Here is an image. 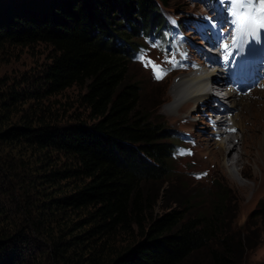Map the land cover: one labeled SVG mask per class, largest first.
Listing matches in <instances>:
<instances>
[{"label": "trees", "instance_id": "trees-1", "mask_svg": "<svg viewBox=\"0 0 264 264\" xmlns=\"http://www.w3.org/2000/svg\"><path fill=\"white\" fill-rule=\"evenodd\" d=\"M168 1L0 0V67L45 53L0 76V264L37 248L31 264H184L202 250L237 264L242 251L214 239L223 195L191 212L165 126L127 77L130 39L161 29Z\"/></svg>", "mask_w": 264, "mask_h": 264}, {"label": "rangeland", "instance_id": "rangeland-1", "mask_svg": "<svg viewBox=\"0 0 264 264\" xmlns=\"http://www.w3.org/2000/svg\"><path fill=\"white\" fill-rule=\"evenodd\" d=\"M199 4H201L199 0H169L164 12L166 15L175 14L179 18L184 16L192 17V15H188L187 12H190L194 7L199 8ZM217 21L223 24L221 19ZM241 28L246 29V24H237V34L241 35V41H243L245 37L240 32ZM185 34L187 37L192 36L189 31L185 32ZM261 37H263V33H261ZM251 38L254 44L260 42L259 37L253 38L252 35L246 37L247 41ZM130 42H137L138 45L141 48L144 47L145 51L149 52L150 55L156 52L155 49L149 48L145 44L144 39L140 35L139 38L135 37L130 39ZM197 44L201 45V42ZM44 54L39 58L38 54L36 57L23 55L19 62L1 65L0 76L5 73L14 75V73H18V71H30L37 64L42 62ZM164 56L172 60L171 54L165 52ZM145 60L147 61V57H145ZM148 68L149 67L146 68L140 61H132V64L127 70V77L135 87L139 88V97L147 105L148 110L160 121L161 126H165V136L168 138L164 139V142L174 143V140L171 138V133L173 131L190 132L199 138V144L195 150L194 157L180 159L178 161L170 160V169L174 177L169 178V180L173 185L182 189L185 195L194 199V207L191 211L194 213H212L213 200L216 199L218 201L223 195L224 204H222L221 207L223 225L218 226L215 230L216 234H214V239L220 240L222 238H227L236 249L238 248L237 250L242 251L237 258V264H264V180L262 179L260 181L261 172L259 167L256 166V163H254V159L258 157L254 155L246 159L245 156L242 155V162L237 169L242 168V164L246 159L248 164L245 176H241L234 168L227 169L221 163H218L215 156V153L218 151L217 143H214L201 134L202 130L206 129L204 120L200 118L204 107L200 106L199 112H193L191 115V110H194L193 106L188 110L186 106H184L186 101L173 104L172 89L174 85L178 84L182 79H187L188 75H174L166 80H162L161 83H155L151 80L148 71H146ZM73 91L74 90H69L66 95L75 103L76 95L74 94L75 91ZM263 100L264 81L263 84H260L258 90L250 93L247 98H243V102H247V105L243 107H246L248 110L250 106H257L261 104L260 101ZM207 106L213 109L212 100ZM231 112L235 114L234 111ZM247 112L248 113L244 115L245 121L249 120L253 113L250 111ZM262 113L264 116V110ZM245 121L243 124L247 127ZM237 133L240 134L239 130ZM238 137L240 136L238 135ZM238 139H233V144H236ZM256 142L258 143L257 140ZM258 146L260 145L258 144ZM254 148L255 147L252 148V152ZM231 156L233 155H230V157ZM259 160L260 158H258L257 164ZM225 161L226 160H224V163ZM203 171L208 173L205 178L196 180L190 176L191 172L200 173ZM16 174L18 178L21 177L20 174ZM243 185L247 186V190L242 187ZM152 189L153 188H150L148 191ZM14 191L19 195V190L17 188L14 189ZM172 208L175 207L173 206ZM164 211V204H159L155 209V212L158 214H162ZM14 216H19V214H15ZM37 250L34 249V254L28 255L23 264H31L32 257L38 254L36 253ZM184 264H209L207 251L202 250V252H198L194 259Z\"/></svg>", "mask_w": 264, "mask_h": 264}, {"label": "bare ground", "instance_id": "bare-ground-1", "mask_svg": "<svg viewBox=\"0 0 264 264\" xmlns=\"http://www.w3.org/2000/svg\"><path fill=\"white\" fill-rule=\"evenodd\" d=\"M200 79L201 76L188 75L187 79H182L178 84L174 85L172 89V97L174 100L173 104L186 101L184 106H186L188 110L191 106H193V109L195 110H191V115L193 112H199V107L201 105L208 107L207 104H210L212 95L216 100L219 102L221 101V98L217 94L218 86H209L207 83L201 82ZM243 98L245 99L247 96L237 97L235 94H228V111L223 115H226V113L228 114L231 111L235 112L230 121L233 126L237 128V132L239 130L240 134L236 133L235 135L228 136L221 142L217 143L216 145L218 146V151L217 153L213 152L215 153L218 163H221L227 169H236L241 176H245V171L247 170L248 162L246 159L249 156H257L260 158L259 163L257 164L258 158L254 159V163H256V166L260 169L261 181L262 179L264 180V116L262 113L264 110V100L260 101L261 104H258L257 106L249 105L250 107L247 110L246 107H243L247 105V102H245L246 104L243 102ZM247 111L253 113L250 119L245 121L244 115L248 113ZM244 121L247 123V127L243 124ZM237 134L240 137H238ZM233 139H238V142L233 144ZM258 144L260 146H258ZM253 147L255 148L252 152ZM230 155L233 156L230 157ZM242 155H244L246 159L242 164V168L237 169L242 162ZM224 160H226L225 163ZM242 187L247 190L246 185H243Z\"/></svg>", "mask_w": 264, "mask_h": 264}, {"label": "snow or ice", "instance_id": "snow-or-ice-1", "mask_svg": "<svg viewBox=\"0 0 264 264\" xmlns=\"http://www.w3.org/2000/svg\"><path fill=\"white\" fill-rule=\"evenodd\" d=\"M232 4L235 6L237 15V20L234 21V23L247 25L246 29H240V32L245 37L243 41H241V35H238L235 32L232 35L231 47L239 49L241 42L247 43L246 37L248 35H252L253 38H256L260 34L258 33V30H264V0H232ZM242 9H246L247 11H241ZM153 47H156V45H153ZM221 48L227 52L225 56V59H227L228 56L232 54L227 51L230 48V45L222 44ZM138 59L146 68L151 67L153 69L156 79L163 78L162 75L156 74L157 70H159V72H163V69H161L159 65H156L154 61L150 59L146 61L144 55H140ZM165 62L172 64L173 67L176 66L174 58L172 60L166 59Z\"/></svg>", "mask_w": 264, "mask_h": 264}]
</instances>
